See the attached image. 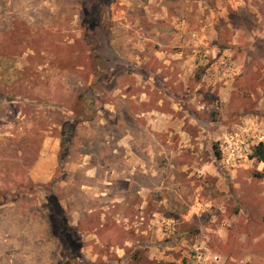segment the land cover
<instances>
[{
    "label": "rangeland",
    "instance_id": "1",
    "mask_svg": "<svg viewBox=\"0 0 264 264\" xmlns=\"http://www.w3.org/2000/svg\"><path fill=\"white\" fill-rule=\"evenodd\" d=\"M260 143L264 0H0V264H264Z\"/></svg>",
    "mask_w": 264,
    "mask_h": 264
},
{
    "label": "trees",
    "instance_id": "2",
    "mask_svg": "<svg viewBox=\"0 0 264 264\" xmlns=\"http://www.w3.org/2000/svg\"><path fill=\"white\" fill-rule=\"evenodd\" d=\"M88 109H91V108H88ZM77 113L78 114L80 113V108H79V110H77ZM78 116L79 117L74 121L75 124L73 125V127H76L82 123L80 120L82 118L81 115H78ZM251 157L257 159L258 161H260L262 163H264V143H260L259 145H257L253 149V154ZM60 159H62V156H60ZM54 200H56V199H54ZM55 206L57 207V209H59L61 211L62 214L65 213L64 209L58 203H56Z\"/></svg>",
    "mask_w": 264,
    "mask_h": 264
},
{
    "label": "crops",
    "instance_id": "3",
    "mask_svg": "<svg viewBox=\"0 0 264 264\" xmlns=\"http://www.w3.org/2000/svg\"><path fill=\"white\" fill-rule=\"evenodd\" d=\"M129 243L125 244L124 246H120L119 245V260L120 262H125L126 257L124 255H126V249L128 247Z\"/></svg>",
    "mask_w": 264,
    "mask_h": 264
}]
</instances>
